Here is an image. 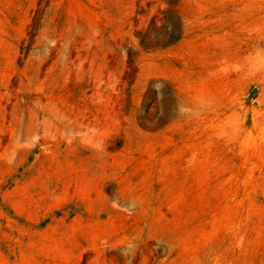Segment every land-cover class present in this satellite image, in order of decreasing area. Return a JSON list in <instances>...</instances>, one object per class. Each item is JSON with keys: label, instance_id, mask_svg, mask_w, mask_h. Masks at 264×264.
<instances>
[{"label": "rangeland", "instance_id": "1", "mask_svg": "<svg viewBox=\"0 0 264 264\" xmlns=\"http://www.w3.org/2000/svg\"><path fill=\"white\" fill-rule=\"evenodd\" d=\"M0 264H264V0H0Z\"/></svg>", "mask_w": 264, "mask_h": 264}]
</instances>
